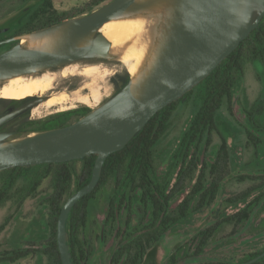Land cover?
Returning <instances> with one entry per match:
<instances>
[{
  "label": "trees",
  "instance_id": "1",
  "mask_svg": "<svg viewBox=\"0 0 264 264\" xmlns=\"http://www.w3.org/2000/svg\"><path fill=\"white\" fill-rule=\"evenodd\" d=\"M112 0H91L85 9L60 13L53 9L52 0L37 5H27L21 8L19 14L11 22H17L19 29L16 34L31 33L64 20L89 14L102 3ZM37 7V8H35ZM35 8V9H34ZM30 12V13H29ZM258 63L264 71V17L255 29L237 49L233 51L221 64L214 69L196 87L186 93L179 100L155 114L130 142L119 152L111 154L104 162L97 187L89 195L79 200L71 209L67 222V246L72 264H80L83 252L81 250V228L88 221L89 212L94 205L96 195L110 182H116L117 188L108 198L113 207L117 201L132 203L138 192L139 202L152 206V232L145 236L138 235L115 253V261L126 255L124 264H138L150 246V241L156 238L154 226L161 223V233L186 219L190 213L202 210L216 198L219 189V178L229 175L230 152L226 139L216 126V118L220 112L232 117L233 90L242 80L246 63ZM120 88L128 82V75L119 76ZM28 99L22 101L0 99V114L4 111L21 106ZM88 107L65 111L51 115L44 119L29 120V112L4 125L0 130L14 132L16 136L43 132L65 127L88 114ZM264 113V93L250 105L246 114L249 119L261 117ZM182 120L178 130V143L174 149V159L168 171L162 178L156 177L155 153L157 147L172 127L173 120ZM219 137L217 150L218 160L222 169L220 177L211 173L212 181L206 186L207 171L200 170L195 182L191 185L192 176L196 168L193 158L198 150L211 146L213 135ZM194 151V152H193ZM96 156L86 157L79 161L64 164H42L26 168H13L0 172V208L10 203L14 209L0 225V231L7 223L17 216L26 201L34 203V213L41 215L45 223L42 237L29 241L30 249L18 247L13 250L0 252V264H17L21 260L34 256L41 264H61L56 243V224L60 210L65 201L75 192L88 184ZM179 169L177 178L172 173ZM187 188V189H186ZM181 196V198H179ZM178 203L170 209L172 203ZM113 209V208H112ZM249 211L244 210L226 222L239 224L248 219ZM211 229H207L200 236L202 240L195 254L201 252L209 239ZM26 245V244H25ZM17 246H21L18 243ZM264 251L261 250L244 258L241 262L253 259ZM174 255V264L177 263ZM225 264V263H209ZM254 264H264V258Z\"/></svg>",
  "mask_w": 264,
  "mask_h": 264
},
{
  "label": "water",
  "instance_id": "2",
  "mask_svg": "<svg viewBox=\"0 0 264 264\" xmlns=\"http://www.w3.org/2000/svg\"><path fill=\"white\" fill-rule=\"evenodd\" d=\"M172 3L168 37L142 96L132 93L128 79L110 99L65 127L34 132L13 141L8 140L15 133L0 130V172L96 156L90 181L65 201L57 219L56 243L61 264H72L66 234L68 215L79 200L97 187L105 160L121 151L155 114L204 80L258 28L264 17V0H172ZM148 6V2L136 5L134 0H112L89 14L23 34L59 31L62 45L53 51H23L17 42L0 54V78L105 59L110 43L97 30L131 9L144 10ZM86 38L90 39L89 44L79 47V42ZM44 101L45 98H37L4 111L0 114V129L32 105ZM258 258L243 264H251Z\"/></svg>",
  "mask_w": 264,
  "mask_h": 264
},
{
  "label": "rangeland",
  "instance_id": "3",
  "mask_svg": "<svg viewBox=\"0 0 264 264\" xmlns=\"http://www.w3.org/2000/svg\"><path fill=\"white\" fill-rule=\"evenodd\" d=\"M90 1L91 0H52V5L57 12L69 13L85 9L86 5ZM107 3H109V1L102 3L99 7L94 8L93 11L106 5ZM16 7L17 6L13 0H0V25L7 23L19 14L20 11L17 10ZM72 65H76L78 67H84L86 65L98 66L101 77L98 79L94 77L90 79L79 74H67L65 77H62L60 75L61 70ZM48 72L55 74L56 78L53 82V88L44 97H48L51 93H56L57 91V93L65 92L69 95L70 87H74V92H78L80 96H89L90 92L86 87L87 85H92V88L96 92H100L98 94V102L91 104V106L76 104L74 108L64 111H58L56 110L57 108H53L48 113H45L40 109L39 113H34L33 110L40 104L32 105L28 110L29 120L44 119L57 113L81 107H88L90 110H94L121 89L118 80L120 75L127 74L129 77L126 69L120 63L110 61L108 59H101L94 62H76L63 67L49 69ZM263 89L264 72L261 66L257 62L254 64L247 62L244 67L243 78L233 90L235 103L233 114L235 118L233 119L232 117L226 116L223 112H220L216 118V123L220 133L228 139V143H230V151L233 155L230 164V174L222 181L216 201L212 205L205 207L202 210L190 213L187 219L174 226V228L165 234L164 238L159 243L157 253V259L161 263L162 261H165V257H167L172 250L179 245H181V252L179 256L183 258L185 255H189V253H191L194 249L195 243L192 241V237L196 234V232L216 223H219L217 230L210 238L208 245L201 255V258L193 259L194 262L224 260L232 263L239 260L240 255H243L247 251L251 250L258 243L256 242L258 240L253 239L257 238L255 236L264 232V200L262 201L263 203L260 204L259 200L258 203L254 205V208L258 209L253 216L252 223L247 227L240 228L236 234H231V226L224 225L221 221L225 217L233 214L236 210H240V207L249 204L257 197V194L251 195L249 198L238 204L235 202H229L230 199H233L242 193V191H245L249 187L253 186V183L250 180L251 176H257L264 173V146H260L257 152V149H254L252 145H246L243 135L240 134L241 127H239V123L243 124L244 120L243 108L248 107L250 103L256 101L259 97V93ZM30 98H36V96ZM182 123L183 122L180 119L173 120L171 129L156 149V177L162 178L172 162L171 152L177 146L178 130ZM26 136H28V134L11 137L8 141L17 140L19 138L21 139ZM213 141L215 145L212 146V151L210 153L207 151L205 152L210 159H212V156L216 152L217 145L219 143L218 137L214 136ZM199 153L201 154V150ZM256 153H258L257 159L254 158ZM112 183L113 182H110L96 195L94 205L89 212L88 219L91 221L92 228L88 233V237L91 239L94 246V252L93 256L90 257L88 264H110L112 252L118 245V238L115 236V230L117 226H123V214L118 216L119 224L106 233V238L101 246L98 245L96 240V236L100 233L99 227L106 215L107 199L112 195ZM189 185L190 183L187 188H189ZM262 191L263 190H261L259 194H261ZM179 198H181V196ZM177 203L178 197L177 200L173 202L172 207H175ZM13 210L14 209L11 207L10 203L0 208V225L9 214L14 212ZM34 210V203L30 200L26 201L23 209L17 213V216L12 218L5 229L0 232V251L10 250L17 246L18 243L30 245L26 242L32 240L34 241L35 239L42 237L45 231L44 219L41 215L35 214ZM262 237L264 239V234H262ZM193 261L184 259L179 264H190V262ZM17 264L41 263H39L36 258L30 256Z\"/></svg>",
  "mask_w": 264,
  "mask_h": 264
},
{
  "label": "bare ground",
  "instance_id": "4",
  "mask_svg": "<svg viewBox=\"0 0 264 264\" xmlns=\"http://www.w3.org/2000/svg\"><path fill=\"white\" fill-rule=\"evenodd\" d=\"M134 1L136 5L148 2L149 6L144 10H129L106 22L97 33L110 43L105 59L118 62L126 69L131 91L140 97L157 66L168 37L173 3L172 0ZM17 40L23 51H53L62 45L59 31L45 35H24ZM89 42L90 39L86 38L79 42V47L86 46ZM67 74H79L90 79L101 77L99 67L92 65L67 66L61 70L60 75L65 77ZM55 78L56 75L49 73L47 69L0 78V99L21 101L34 96L43 98L53 88ZM86 88L90 92L89 96H80L78 92L69 95L65 92L52 93L33 112L39 113L40 109L48 113L53 108L64 111L74 108L76 104L91 106L98 102L100 92H96L92 85H87Z\"/></svg>",
  "mask_w": 264,
  "mask_h": 264
},
{
  "label": "flooded vegetation",
  "instance_id": "5",
  "mask_svg": "<svg viewBox=\"0 0 264 264\" xmlns=\"http://www.w3.org/2000/svg\"><path fill=\"white\" fill-rule=\"evenodd\" d=\"M45 1H47V0H13V2L17 6L16 7L17 10L24 8L27 5H33V4L37 5V7H38V6H40V4H42ZM37 7H35V8H37ZM18 22L19 21H17V22L8 21L7 23L0 25V43L5 41V43L0 45V54L7 51L10 48H12L17 43V38L19 36H21V34H16V32L19 29V25L17 24ZM120 76H123V75H120ZM69 89H70L69 94H71L75 91L74 87H70ZM262 93H264V89L259 93V97L261 96ZM37 98H41V97L36 96V98H30L27 101H25L24 103H21L19 105H24V104L31 102ZM43 98L46 99V97H43ZM254 102L250 103L248 107L243 108L244 120H243V124L239 123V127H241V133L240 134L243 135V137L245 139V144L246 145H248V144L252 145L254 147V149H257V152H258V148L260 146H264V113L261 117H258V118H255V117H252L251 119L248 118L246 111L249 110L250 105H253ZM233 105H235L234 102H233ZM233 109H234V107H233ZM234 118H235V116L233 117V119ZM216 126H217V123H216ZM217 129H218V126H217ZM1 132H5V131H1ZM9 133H14V132H9ZM214 136H217V135L214 134L213 137ZM213 137H212L211 146L207 149H205V146H202L197 152V157L193 158V164H195L196 173H195V176H192L191 183H190L191 185L195 182L197 173L202 169H205L207 171L206 186H208L210 184V182L213 179L212 177H216L215 175H217V173H218L219 177H220V175H222L220 173V171L222 169V164H221V161L218 160V156H217V150H218L219 143L217 145V149H216L215 154L212 156V159H210L209 156L205 153L206 151L208 153H210L212 151L211 148H212V146L215 145V143L213 141ZM218 139H219V137H218ZM219 142H220V140H219ZM226 143L229 147L230 164H231V160L233 158V155L230 151V143H228V139H226ZM200 150H201V154L199 153ZM171 156H172V161H173L174 149L171 152ZM257 157H258V153H256L254 158L257 159ZM230 164H229V166H230ZM210 169L216 171L215 172L216 174L215 175L212 174ZM178 171H179V169L176 170L174 173V169H173V173H172L173 183H174V179L177 178ZM229 174H230V168H229ZM226 177L227 176H223V177L219 178V180L217 181V182H219V189H218L217 195L220 191L221 183L223 180H225ZM244 177H248V176H244ZM213 180H215V179H213ZM250 180L253 183L252 184L253 186L249 187L245 191H242V193H240L238 196L234 197L233 199H230L231 201L229 200V202H235L238 204V203H241L242 201H244L245 199L249 198L251 195L257 194L256 195L257 197L255 199H253L249 204H246L245 206L240 207V210H236L233 214H231L228 217H225L221 221L222 224L231 226V231H230L231 234H236V233H238L240 228L247 227L248 225H250L252 223L253 216H254L256 210L258 209V208L257 209L254 208V205L257 204L259 200H260V204L263 203L262 201L264 200V173L261 175H257V176L256 175L251 176ZM112 184H113V191H112V194H113L115 189L117 188V185H116L117 183L113 182ZM261 190H263V191L261 194H259V192ZM217 195H216V198H217ZM109 198H110V196H109ZM138 198H139V194L137 192V194L134 198V201L131 204L127 203V202L120 203V201H117V203L113 207H111V205L109 203L110 200L108 201V199H107L106 215H105V218L103 219V222L101 223V225L99 227L100 233H99V235L96 236V240H97V243L99 246H101L103 244V242L106 238V233L109 232L110 230H112L114 226L119 224L118 223V216L123 214V217H124V220L122 223L123 226L122 227L117 226L116 230H115V236L118 238V241H117L118 245H117L116 249H114V251L112 252L110 264H124L125 260H126V258H125L126 255H123L118 260V262H116L115 261V253L120 248L125 246L130 240L137 237L138 235L145 236L146 234L152 232V228H153L152 227V222H153L152 206L150 204L144 205L143 203L139 202ZM216 198L210 205H212L216 201ZM172 205H173V203H172ZM210 205H208V206H210ZM173 208L174 207H172V206L170 207V209H173ZM247 209L249 211V216H248L247 220H245L239 224H235L234 222L228 223L225 221L226 218L232 217L233 215H236V214H238L244 210H247ZM183 220H185V219H183ZM183 220H181L180 222H178L176 224L171 225L165 233L160 232L161 231V223L157 222L154 226L155 234L157 236L154 240L150 241V246H147L145 248V252H144L143 256L141 257L138 264H174V255H176V257H177V259H176L177 263H175V264H179L184 259H188V260L193 261V259L201 258V255L203 254L204 249L208 245L210 238L213 236V234L217 230L219 223H216L212 226L205 227L203 229H200L198 232H196V234L192 237V241L195 243L194 249L191 253H189V255H185V257L181 258L179 256V254L181 252V245H179L178 247L173 249L172 252L167 257H165L166 260L162 261V263L160 261H158V259H157L158 258L157 253H158L159 243L162 241V239L164 238L165 234L168 231H170L172 228H174V226L181 223ZM9 222L7 223V225L9 224ZM91 226H92L91 221H89V219H88V221L85 222V225L82 226L81 231H80L81 232L80 239L82 242L81 250L83 252V257L81 258L80 264H88L90 257L93 256L94 246L91 242V239L88 237V233L91 231V228H92ZM5 227H4V229H5ZM207 229L212 230L210 232L209 239L206 241L205 245L202 247L201 252L199 254H195V252H196L197 248H199L201 240H202V236H200V235L202 234V232H204ZM3 230H1L0 232H2ZM262 234H264V232L259 234L258 235L259 237L255 236L257 238H255L253 240H258V241H256V242H258L256 244V246L254 248H252L251 250L247 251L246 253H244L243 255H240V258L237 261H234L232 263L224 261V260H222V261H195V262L193 261V262H190V264H209V263L243 264V263L249 262L255 258L260 257L262 254H264V251H263L261 254L254 257L253 259L239 263L244 258H246L248 255L253 254V253H257V252L264 249V239L262 237ZM18 247H22L24 249H30L31 246H28V245H25L22 243L21 246H15L14 248H12L10 250L16 249ZM7 251H9V250H7ZM0 252H3V251H0ZM31 257H34V256L32 255ZM262 258H264V256L258 258L255 262H253L251 264L256 263L257 261H259Z\"/></svg>",
  "mask_w": 264,
  "mask_h": 264
}]
</instances>
